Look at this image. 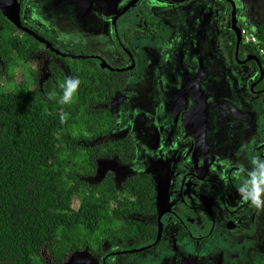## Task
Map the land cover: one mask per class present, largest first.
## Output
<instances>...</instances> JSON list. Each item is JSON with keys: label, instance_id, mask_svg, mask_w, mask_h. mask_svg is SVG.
Returning a JSON list of instances; mask_svg holds the SVG:
<instances>
[{"label": "rangeland", "instance_id": "rangeland-1", "mask_svg": "<svg viewBox=\"0 0 264 264\" xmlns=\"http://www.w3.org/2000/svg\"><path fill=\"white\" fill-rule=\"evenodd\" d=\"M61 1L63 0H51L49 9L54 10ZM147 1L140 2L131 8L124 18H121V21L133 18L130 20L132 25L121 24V28L123 27L128 34L132 33V29L142 30L136 24L140 18L143 20V11L149 13L150 10L155 11L163 6L156 0L154 3H146ZM233 1L236 6L239 26L248 31H252L251 28L254 30V25L264 16V0ZM98 4L102 8L97 7L96 11L91 10ZM122 4V0H85L84 5L79 9L80 11L77 10L78 3L75 5L77 13L73 23L60 21L45 29L48 35L59 36L64 45H67L65 48L73 54H93L103 59L105 51H114L117 47L120 55L121 52L115 39L114 43L110 41L109 23L105 21V18L117 13ZM175 6L174 12L170 14L166 24L167 30L163 42L156 45L157 50L155 52L151 50L146 53L147 57L151 58L152 55L156 57L155 62L152 60L155 63V68L152 70L151 66H147L146 73H153L158 67V62L166 60L160 72L162 78L153 81L151 75L147 78L146 83L132 84L133 89H129V84L126 85L127 89L124 87L125 93L129 94L130 98H135L134 91L139 90L141 97L153 96L155 100L157 99L158 108L155 110L148 104L142 103L141 98L137 99L141 104L138 113H144L148 118L145 116L137 117L133 127L134 134L133 130L131 134L134 140L136 139V146V142H138L139 145L142 144L144 149L148 150L147 158L138 159L137 162L129 164L122 163L116 158H100L97 161L95 174L88 180L90 183H96L105 174L110 173L114 183L119 185L127 176L143 171L155 174V179L158 181V176L163 174L162 171H158L162 169L163 162L160 159L163 158L167 160L169 171H173L174 176H176L175 169L179 165L177 164L178 156H175L174 152L176 146L183 141L194 142L201 149L197 152L198 156H202L205 150H210L209 153L215 156L214 161L221 168L218 169L217 167V169L221 174H224L226 170L222 169L226 166V162L234 156L236 148L240 149L242 145L250 142L252 148L257 144L264 143V103L260 98L250 94V92L255 93L258 90L249 92L245 88L241 93V88L245 87L244 82L249 83L250 78L248 77L252 76L250 73H255V69L245 65H235L227 57L231 48L232 36L229 29L228 5L222 0H185ZM165 9L170 8L167 6ZM24 13L29 14V11H24ZM137 13L141 14L135 17ZM201 19L209 22L212 27L199 25ZM92 24L94 28H90ZM213 28L215 34L214 32L212 34ZM201 34L212 35V39H203ZM218 38L221 39V47H216V39ZM171 43H174L172 50L169 48ZM32 55L34 56L30 63L25 65L12 60V65L9 66L8 71L6 70L7 76L0 75V89L5 91L25 89L24 86H21L22 84L32 89L34 87L32 78L35 74H37L36 79L39 83L50 76L51 73L48 72L50 62L60 69L56 72L57 75L63 72L64 76L70 79V65L74 61L66 63L60 57L49 54L42 46ZM112 63L116 64L115 62ZM36 67L39 68V74L36 72ZM136 68V71L131 72L128 76L131 75L133 78L139 76L140 65L137 64ZM53 70L54 68L51 69V71ZM244 72H246L247 78H245ZM193 75L195 76V83L189 80ZM240 77L244 82H239ZM122 99L123 96L119 98L118 102H115L116 110H119L122 105ZM204 117L210 118L212 128H205L208 127V123ZM121 118V115L116 118L117 122ZM101 123L104 122L101 121ZM108 123L109 121L105 125ZM127 127L129 125H123V121H121L119 126L116 125L104 137L99 136L89 140L87 138L85 144L90 145L92 141L94 143L100 139L126 136L128 135L125 129ZM160 131L166 132L168 138L166 144L157 146ZM87 132L85 130L86 134H88ZM209 133L215 134L216 139H206V135ZM243 159L238 155L234 157L233 161H242L245 165L242 170L247 174L258 172L257 164L255 165L251 158L249 159L251 164L244 162ZM232 165L238 164L232 163ZM239 178L242 179L241 176ZM168 180L170 182L172 178ZM168 188L170 189V187ZM227 188L229 190L226 199L230 202L232 200L231 193L234 194V192L229 186ZM262 188L264 189V186ZM246 189L249 190L247 186ZM166 190L165 187L163 192H160L161 201L168 198ZM169 192L172 193L173 191L170 189ZM256 197L261 199L263 196L257 193ZM78 200V198L72 199L71 206L77 207ZM158 201L157 199L156 206H158ZM213 212H215L213 214L218 221L215 227L217 229L215 232L218 234L201 242L198 248H193L192 244L195 245V243L190 242L185 235L184 248L187 249L181 252L182 257L175 256L172 259V264H252V253L264 255V226L258 230L257 234L252 235L245 233L242 228L232 232H224L221 226L224 219L223 211L214 205ZM138 218L147 221V218ZM247 225L249 224H245V226ZM248 241L252 243V248H245V243ZM130 242L127 243L130 244ZM110 247L105 239L99 244V250L96 254L85 250L74 251L69 253L61 263L54 262L48 255L49 251L43 249L41 259L44 264H104L102 257L109 252ZM110 249H121L119 242L114 243ZM149 257L151 256L147 252L143 253L141 260L145 259L144 264H149L147 261ZM123 259L130 262L129 264H136L131 255L127 258L115 256L108 262L115 261V263L121 264ZM167 262V258L164 257V264Z\"/></svg>", "mask_w": 264, "mask_h": 264}, {"label": "trees", "instance_id": "trees-1", "mask_svg": "<svg viewBox=\"0 0 264 264\" xmlns=\"http://www.w3.org/2000/svg\"><path fill=\"white\" fill-rule=\"evenodd\" d=\"M261 29L255 35L264 48ZM231 40L234 45L235 37ZM39 47L0 14V75L7 76L12 60L30 63ZM248 48L259 54L255 45ZM65 60L74 61L69 77L79 81L74 95L68 89L69 103L60 102L69 79L56 74L55 64L44 82L33 76L32 89L24 84L25 89H0V264H44L43 249L61 263L74 251L96 253L105 239L136 247L154 236L138 218L153 211L150 173L127 176L118 186L110 173L88 181L100 158L126 162L132 156L130 138L85 144L111 131L112 117L96 105L118 88L116 76L124 73H106L92 58ZM260 60L264 70V57ZM75 198L79 204L72 207ZM251 260L264 264V255L252 253Z\"/></svg>", "mask_w": 264, "mask_h": 264}, {"label": "flooded vegetation", "instance_id": "flooded-vegetation-1", "mask_svg": "<svg viewBox=\"0 0 264 264\" xmlns=\"http://www.w3.org/2000/svg\"><path fill=\"white\" fill-rule=\"evenodd\" d=\"M50 1L51 0H19L21 24L50 42L54 48H58V50L61 49L62 51H59L62 54H73L65 48L67 45H64L63 40L59 36L54 37L48 35L45 28L52 27L55 23L60 21L62 23H65L66 21L73 23L77 10L80 11L79 9L84 5L85 0H63L54 10L49 9ZM122 1L123 4L118 12L113 14L111 17L106 16L105 18V21H108L109 23L110 41L114 43L115 39L121 54L119 55V51L114 44L116 49L114 51H105V57H103V59L93 54L82 53L79 55L85 54L88 56L80 59L92 58L94 60L92 64H97L100 67L102 66L106 73H124V75L116 76L118 88L112 91L111 95L108 96L104 103L97 104L96 107L104 109L107 113V118L112 117V129L116 125L119 126L121 121H123V125H129V127L125 128L128 135L122 136L130 138L133 143L132 156L128 161H126V163L129 164L137 162L138 159H146L148 153V150L144 149L142 144L139 145L138 142H136V146V139L134 140L131 136L132 130L134 134L133 127L136 118L139 116H145L148 118V116L144 113H138V109H140L141 104H139L140 102L137 101V99L141 98L142 103L148 104L154 110L158 108V104L156 102L157 99L155 100L153 96H149L147 98L141 97L139 90L134 91L135 98H130L131 96L125 93L124 87L129 84V89H133L131 87L132 84H138L139 82L146 83L147 78L151 75L153 81L162 78L160 72L162 71V66L166 63V60L158 62V67L153 73H146L147 66H151L152 70L155 68L154 62L156 59L153 55L151 56L152 59L147 57L146 53L151 50L155 52V50H157L156 45H160L161 42H163L162 40L165 38L167 30L166 24L168 23L169 16L172 12H174L173 9L176 7L175 5L182 2L180 0H156L162 3L163 6L157 8L155 11L150 10L149 13L143 11V20L140 18V21L136 24L138 27L142 28V30L132 29V33L128 34L123 27L121 28V24L127 23V25H132L130 20L133 18L124 21H121V18H124L125 14L131 8L144 0H137L128 8L126 7L130 0ZM222 1H224L229 7V29L232 36L235 37V44L233 45L231 40V48L227 57L229 61H232L235 65H245L255 69V73H250L252 74L250 77H248L246 72H244V76H246L245 78H250L249 83L244 82L240 77L241 80H239V82H244L245 84V87L241 88V93H243L245 88H247L249 92L258 90V92H255L253 95L260 98L264 103V70L260 60V57H264V48H262V52L259 51V54L256 52H250L252 49L248 48V44L245 43L242 37H240V41L237 44L236 34L231 28V12L233 6L228 0ZM231 1L236 9L234 1ZM150 2L154 3V0H148L146 3ZM77 3L80 7L76 10L77 7L75 5ZM167 6L171 10L165 9ZM97 7L102 8L101 5L98 4L91 10L96 11L95 9ZM24 11H29V14L24 13ZM140 14L141 13H137L135 17H138ZM236 24L240 28L237 17ZM199 25H210L212 27L209 22H206L203 19H201V23ZM254 26V30L251 28L254 33L258 32L261 27V30H264V16L259 19ZM90 28H94V25L92 24ZM95 30L96 28L94 31ZM213 32L215 34L214 28L212 30V34ZM211 36L209 34H201L203 39L211 40ZM216 42V47H221V39H216ZM146 43V47L148 48L145 47ZM172 44L174 43H171L169 46L171 50L173 46ZM41 46L42 48H45V46L40 43V47ZM233 47L234 51L231 58V50ZM46 50L49 54L56 55L63 60L73 59L68 58L67 56L57 55L49 49ZM33 56L34 55L32 54L29 55V62L32 60ZM234 59L235 61H233ZM65 62L67 63L66 60ZM112 62H115L116 64H113ZM51 64L53 65L54 63L50 62L48 66ZM137 64L140 65V69L138 70L139 76H136L135 78L131 75L128 76L131 72L136 71ZM119 69L126 70L121 71ZM36 72H38V74L40 73L38 67H36ZM48 72L52 73L51 67ZM189 80L192 83H195V76L193 75L189 78ZM122 96V105L119 107V110H116L115 102H118L119 98ZM125 107L126 110L124 111ZM120 115L122 118L117 122L116 118ZM204 119L208 123V127L205 128H212L210 118L204 117ZM214 135L215 134L209 133L206 135V139H213ZM167 138L166 132L160 131L157 146L166 144ZM198 150L201 149L198 148L194 142L189 141H183L176 146L174 154L175 156H178L177 164L179 165V167L175 169L177 174L176 176H174L173 171H169L167 167V160L165 158L162 160L160 159L163 164L162 169H159L158 171H162L163 174H161L160 177L158 176V181L155 179V174L148 172L151 174V181L153 183L151 196L153 211L148 215L141 216L143 218H147V221H140L149 227L152 235L154 233V236L152 239L149 238L143 242V244L136 247L131 246V243L120 244L119 242L121 249L116 250L110 249L114 246V244H109V246H111L109 248V252L102 257L104 259V264H117L115 261H110L111 263L108 261L115 256L127 258L130 255L133 260H135L134 262L136 264H144L143 261H145V259L143 261L141 260L144 252H147L151 256L147 260L149 264H155V262L156 264H164V257L168 260L167 264H172V259L175 256L182 257L181 252H184V249H187L186 247L184 248L185 235L189 238L190 242L195 243V245L192 244L193 248H198L201 242L218 234L215 232L217 230L215 227L218 221L214 216V205L221 208L224 213V219L221 225L224 232H232L235 229L240 230L242 228L245 233L252 235L257 234L258 230L262 229L264 226V189L262 188L264 186V143L257 144L252 148L250 142L242 145L240 149L236 148L234 156L226 162V166L222 169L226 170L224 174H221L218 170L221 168L214 161L215 156L213 154H210L207 150H205L202 156H198ZM238 155L243 157V160L246 163H250L249 159L251 158L255 165L257 164L256 167L258 172L247 174L244 170H242L243 167H245L242 161H233L234 157ZM232 163H236L238 165L234 166ZM239 176H241L242 179H240ZM169 178H172L170 182L168 180ZM227 186H229L234 192V194L231 193L232 200L230 202L226 199V197H228L229 190ZM246 186L249 190L246 189ZM165 187L167 188L166 195L168 198L161 201L159 195ZM168 187H170L173 191L172 193L169 192L170 189ZM257 193L263 197L261 199L257 198ZM157 199L159 200L158 206H156ZM162 210L164 211L161 212ZM245 224L249 225L245 226ZM159 228L161 230V234L157 240ZM252 246V243L249 241L245 243V248H252ZM129 263L130 262L124 259L123 262H121V264Z\"/></svg>", "mask_w": 264, "mask_h": 264}, {"label": "water", "instance_id": "water-1", "mask_svg": "<svg viewBox=\"0 0 264 264\" xmlns=\"http://www.w3.org/2000/svg\"><path fill=\"white\" fill-rule=\"evenodd\" d=\"M136 1L137 0H130V2L128 3L126 8H128L129 6L134 4V2H136ZM180 1L183 2L185 0H180ZM228 1L233 6L232 12H231V28L236 34V39H237V44H238L241 36H240V28L236 24V17H235V10L236 9L233 5V2L231 0H228ZM19 6H20L19 0H0V12H1V14L6 19H8L16 27L17 30L24 32V33H27L30 36L34 37L38 42H40L43 46H45L46 49H49L51 52H53L57 55H60V56L62 55V56H67L68 58H77V59L88 57L86 55L62 54L58 49L54 48L50 42H48L44 38L40 37L39 35H37L33 31H31L30 29L24 27L20 21ZM80 9H81V7H80ZM119 70L124 71L126 69H119ZM163 211L164 210H162L161 212H163ZM159 227H160V225H159ZM160 234H161V230L159 228L158 233H157V240H158Z\"/></svg>", "mask_w": 264, "mask_h": 264}, {"label": "clouds", "instance_id": "clouds-1", "mask_svg": "<svg viewBox=\"0 0 264 264\" xmlns=\"http://www.w3.org/2000/svg\"><path fill=\"white\" fill-rule=\"evenodd\" d=\"M242 30H245V29H242L241 27H240V36L243 38V40L245 41V39H244V35H243V33H242ZM248 31V30H247ZM249 33H252L254 36H255V42H251L250 44H253V45H255L256 46V48L258 49V51H261L262 52V48H261V46L259 45V43H258V39H257V37H256V35H255V33L253 32V31H248ZM245 43H247V42H245ZM248 44V43H247ZM261 49V50H260ZM76 55H78V54H76ZM78 85H79V81L78 80H73V79H69V80H66L65 81V83L61 86L63 89H64V95H62L61 97H60V102L61 103H69L70 101H71V98H72V96H70V95H68V89L69 88H71L72 89V94L74 95L75 94V91H76V89H77V87H78ZM112 130V129H111ZM115 138H118V137H115ZM119 138H122V137H119ZM209 151L210 150H207V152L209 153ZM112 158H116L117 160H118V158L117 157H112ZM120 161V160H119ZM120 162H122V161H120ZM122 163H126V162H122ZM143 172H147V171H143ZM134 174H137V173H134ZM131 175H133V174H131ZM130 176V175H129Z\"/></svg>", "mask_w": 264, "mask_h": 264}, {"label": "built area", "instance_id": "built-area-1", "mask_svg": "<svg viewBox=\"0 0 264 264\" xmlns=\"http://www.w3.org/2000/svg\"><path fill=\"white\" fill-rule=\"evenodd\" d=\"M242 33L244 35L245 42L251 43L255 42V36L252 33H249L247 30H242Z\"/></svg>", "mask_w": 264, "mask_h": 264}, {"label": "crops", "instance_id": "crops-1", "mask_svg": "<svg viewBox=\"0 0 264 264\" xmlns=\"http://www.w3.org/2000/svg\"><path fill=\"white\" fill-rule=\"evenodd\" d=\"M213 139H216L215 137H213Z\"/></svg>", "mask_w": 264, "mask_h": 264}]
</instances>
